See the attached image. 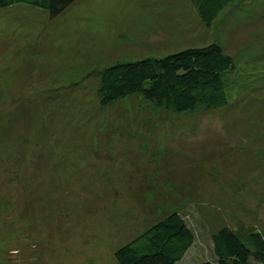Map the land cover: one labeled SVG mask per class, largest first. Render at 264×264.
I'll list each match as a JSON object with an SVG mask.
<instances>
[{
	"label": "rangeland",
	"instance_id": "obj_1",
	"mask_svg": "<svg viewBox=\"0 0 264 264\" xmlns=\"http://www.w3.org/2000/svg\"><path fill=\"white\" fill-rule=\"evenodd\" d=\"M211 43L238 66L226 106L100 105L105 67ZM173 211L195 233L180 264L213 262L221 228L264 235V0L210 27L192 0L0 9V264H119Z\"/></svg>",
	"mask_w": 264,
	"mask_h": 264
},
{
	"label": "trees",
	"instance_id": "obj_2",
	"mask_svg": "<svg viewBox=\"0 0 264 264\" xmlns=\"http://www.w3.org/2000/svg\"><path fill=\"white\" fill-rule=\"evenodd\" d=\"M76 0H0V9L26 3L48 10L54 17ZM238 0H192L202 21L210 27L219 14ZM236 60L217 43L190 47L163 57L119 61L99 75V102L110 106L139 95L172 114H196L229 103L235 83ZM195 242V233L179 211L158 220L115 252L119 264H180ZM213 262L201 264H264V235H246L224 227L212 234Z\"/></svg>",
	"mask_w": 264,
	"mask_h": 264
}]
</instances>
